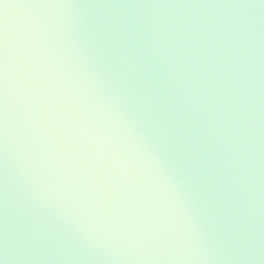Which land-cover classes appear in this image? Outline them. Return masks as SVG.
<instances>
[{
    "label": "water",
    "instance_id": "water-1",
    "mask_svg": "<svg viewBox=\"0 0 264 264\" xmlns=\"http://www.w3.org/2000/svg\"><path fill=\"white\" fill-rule=\"evenodd\" d=\"M0 264H264V0H0Z\"/></svg>",
    "mask_w": 264,
    "mask_h": 264
}]
</instances>
